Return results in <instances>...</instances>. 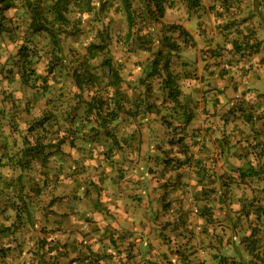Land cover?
<instances>
[{"label":"rangeland","instance_id":"374dc122","mask_svg":"<svg viewBox=\"0 0 264 264\" xmlns=\"http://www.w3.org/2000/svg\"><path fill=\"white\" fill-rule=\"evenodd\" d=\"M83 2L69 5L75 32L63 37V59L50 69L47 37L27 29L24 0H13L6 12L9 33L0 38V224L6 231L0 234V246L6 247L0 264H36L34 250L41 238L60 246L58 264L77 257L72 264H85L87 246L97 256L88 255L90 264H232L239 258L236 249L246 257L240 240L254 216L244 217L245 209L264 210V173L239 177L249 164L264 168V127L244 118L249 110L254 116L264 114V0H198L193 6L189 0H166L157 21L145 13L147 0H130L134 26L129 35L120 0H103L101 8L97 0H91V7ZM173 24L184 32L172 29ZM101 40L107 46L88 58V45ZM169 40L178 47L170 50ZM22 44L31 49L28 61L19 53ZM156 56L159 66L168 62L179 104L167 96L165 71L149 70ZM107 57L121 76L124 109L111 123L118 147L91 130L84 136L83 122L90 126L93 119L83 111L88 93L78 94L70 74L85 59L98 76L101 94L112 104L116 97L106 85L109 73L101 63ZM32 71L45 76L44 84ZM21 72L28 73L27 82ZM184 108L193 111L189 121ZM46 111L55 116V128L48 123V131L39 129L37 134L63 136L76 126L74 145L67 139L47 160L12 167L10 155L23 146L28 123ZM72 112L70 123L67 114ZM177 149L190 155L187 182L171 192V198H181L185 215L157 209L141 233L128 237L112 231L107 213L108 220L86 215L99 204L95 197L104 193L101 181L128 185L140 177L145 180V175H153L151 170L158 171L157 161L173 158ZM128 188L132 195L139 192V186ZM199 199L207 206L203 214L196 208ZM14 203L23 208L20 217L15 216ZM76 210L83 212L80 228L63 217ZM233 223L237 231L231 229Z\"/></svg>","mask_w":264,"mask_h":264},{"label":"trees","instance_id":"16d2710c","mask_svg":"<svg viewBox=\"0 0 264 264\" xmlns=\"http://www.w3.org/2000/svg\"><path fill=\"white\" fill-rule=\"evenodd\" d=\"M81 0H24V7L27 10V16H28V24L27 29L30 31V33H43L47 37L48 43L50 45L51 51H50V59H49V69L51 68V65L55 64L58 59H63V37L66 35L73 34L75 32V26L68 16L69 12V5L72 3H80ZM91 0H85L81 5H88L92 6L90 4ZM122 3V8L125 11L126 15V22H127V35L132 34V27L134 26V16L133 11L131 8V2L130 0H120ZM148 5L145 8V13L147 17L152 21H157L160 17L163 16L164 10H165V3L166 0H147ZM97 3L100 5L99 8H101L103 5V0H97ZM189 5L193 6L198 4V0H189ZM13 6V0H0V38L2 37L3 32L9 33L8 29V21L9 18L6 15V12L12 8ZM78 6V5H77ZM172 29H178L179 32H184V28L179 24H173ZM23 45V44H22ZM235 47L236 44L234 43ZM107 46V43L105 41H99L98 43H90L87 47V51H89V54L91 56H88V58L93 57L96 52H102L104 48ZM167 46L170 50L176 49L178 46L177 44L173 43L172 41L167 42ZM20 54L23 55L26 61L29 52L31 49L28 46H20ZM159 57L156 56L152 58V60L149 62V70L151 74H160L161 69L165 71L163 81L165 82L166 86H169L167 96L174 102L179 104V100L177 98V94L179 93V90L177 86L175 85V78L170 74L169 72V66L168 62L163 61L162 64L159 66L158 61ZM27 63V62H25ZM103 66H106L109 73V78L107 80V86H110L113 89V95L116 97L112 101V104H110L106 98L101 94L102 88L101 85L98 84L96 81L98 80L97 74L94 72H91L90 66L88 65V62L86 60H82L78 67L73 66L71 68V78L73 80V83L76 88L79 89V95H81L84 91L88 93V97L84 99V112L86 114H92L93 119L92 122H90V126L87 122H83L82 128L84 132L85 137H89L88 131L91 130L95 132V134H102L106 136L109 141L110 145L114 147L119 146V141L116 138V135L114 134L115 126L111 123L117 119L119 111L124 109V103L122 102V94L120 90V81L121 76L119 74V68L113 65L111 60L105 58L102 62ZM83 64H86L87 66H83ZM28 68H24L26 70ZM33 74H35L34 71H32ZM221 73H225L224 71H221ZM26 72L25 74L23 72L20 73L21 77L27 82L29 80V75ZM41 77L42 84L46 81L45 76H40L39 74H35L34 78L39 79ZM243 101L245 100V97H242ZM246 101V100H245ZM83 103V101H82ZM72 107L70 104L68 106ZM77 106L75 107V109ZM233 108V107H232ZM183 113L187 114L186 121H189L191 119V116L193 114V111L190 109L184 108ZM187 109V110H186ZM241 110V109H240ZM239 110V111H240ZM52 111L53 110H49ZM232 109L230 108L229 112L231 113ZM50 112V113H52ZM55 114V113H54ZM232 115L234 114V111L232 112ZM75 112L68 113L67 114V120L71 123L74 119ZM254 114L251 113V110L247 112L244 115L245 121L250 120L253 122L255 117H253ZM55 116L50 117L49 114H47V111L43 113L38 118L34 119L32 122L28 123L27 126V132L30 133L31 138H29V135L26 134L23 136L22 141V147L14 152L13 154H10V163L12 167H16L19 169L28 168L32 165V163L36 161H43L47 160L49 156L54 154V152L57 151L59 146L63 144L65 141H69V143L74 145V141L77 138V127H73V129L69 130L67 133H63V136H59V134H44L42 137H40V134H37V131L40 129H49L48 123L50 124V127L55 128V122L54 121ZM51 119V120H50ZM90 119V118H88ZM90 121V120H89ZM71 127V126H69ZM87 127V128H86ZM69 129V128H68ZM183 138H178V140H182ZM178 140L176 142H178ZM184 148V147H183ZM105 154V153H104ZM173 158H164V163H161L159 161L156 162L158 167V171L155 173L153 170L152 176L145 175V180H142V182L145 184L146 189L151 188L152 193L155 191H158V194L155 196L157 207L153 209V212L151 215H155L157 209H159L162 213H169V210H177L180 211L179 213L182 215H185V212H182V210H186L182 203L181 198H171L172 197V191L174 187L176 186L177 190L180 187H184V184L187 182L185 179L186 170L190 167V161H187L189 159V153L186 151V149H177L174 150V152L171 154ZM184 157L185 159L182 160L181 158ZM175 159V160H174ZM1 160V157H0ZM258 161L259 158H258ZM142 167L139 165V168ZM155 173V175H154ZM261 173H264L263 166H258L257 168L253 164H249L245 169H241L239 173L240 178H244L247 175L259 177ZM154 177V179H152ZM19 179V180H18ZM17 181L21 183V178L18 177ZM140 180V179H139ZM137 180V181H139ZM158 180L163 181V184L160 186V190L157 189L156 183ZM119 181V180H117ZM154 185L152 184V182ZM114 182V181H111ZM108 181H101L102 186L104 187V193L97 195L95 198L96 200H99V204H96V208H93L91 211H87L86 215L93 213L94 219H105L108 220L111 217H113L114 210L106 207V205L101 201L102 197L107 196L108 191L106 192V183H111ZM147 182V183H146ZM7 188H10L7 186ZM31 189H34L32 187ZM264 190V188H262ZM19 190H22L21 188ZM143 190V189H142ZM139 191L136 196L129 194V197L136 199L139 201L142 198V191L140 188L137 190ZM174 195V194H173ZM175 196V195H174ZM258 201V199L256 200ZM200 202V199L196 201V208L199 214H203L202 211H206V207L202 205ZM260 202V200H259ZM253 205V202H251ZM27 209L26 203H24ZM3 209V208H2ZM1 209V210H2ZM13 209L15 211V216L20 217L22 209L21 206L17 203L13 204ZM96 209V210H95ZM108 214V216L106 215ZM264 213V210H261V206L256 207V210H247L245 209L244 217L248 218L251 215L254 216L253 220H248V227L246 230L243 231L242 239L240 240V243L244 245V251L246 253V257H242L239 253V250L236 249V253L239 255V258L237 262L235 260H232V264H264V245L261 248L260 243L264 241V223L261 222V217ZM83 212L76 210L75 212L71 213L69 215L66 213L63 215V217H68L69 220L72 222V227L80 228L84 226L83 221ZM240 214H243V209L241 206V212ZM137 216V214H136ZM167 216V215H165ZM150 221H152L153 218L149 216ZM81 220L82 225H75V220ZM164 219V217L162 218ZM138 220V216H137ZM140 220V219H139ZM168 222V218H166ZM162 221V220H161ZM160 221V222H161ZM159 222V223H160ZM163 223V222H162ZM165 224V221L163 225ZM135 231H138L141 233V230L143 229V226L141 225L139 227V224H135ZM238 224L233 223L231 224V229H234L237 231ZM248 232L246 233V231ZM5 226L0 224V234L6 233ZM115 234L117 232L122 231L127 236L130 233H134L135 231L129 230V228H120L112 230ZM127 232V233H126ZM75 239L78 237V233L76 232L74 234ZM9 245V244H7ZM6 246H0V255H2V252L5 251ZM63 247V246H62ZM64 248V247H63ZM60 246H58L57 242H53L52 240L48 241L45 238H41L37 242V248L34 250V256L36 257V264H58V262L55 260L56 255H62L59 251ZM88 253L83 256V261H85V264H90V257L88 255L96 256V252L90 247H86ZM226 257V256H221ZM77 258H73L72 260L68 261L67 263L63 264H72V262L75 261ZM252 259H256V262L252 261ZM221 260L219 261V263ZM231 262V260H230ZM225 264H229V262H225Z\"/></svg>","mask_w":264,"mask_h":264},{"label":"crops","instance_id":"0c3cea01","mask_svg":"<svg viewBox=\"0 0 264 264\" xmlns=\"http://www.w3.org/2000/svg\"><path fill=\"white\" fill-rule=\"evenodd\" d=\"M253 117H255L256 120V125H254L257 126V128H263L264 114ZM139 179V181L128 185H126V182L122 181H114L110 184L106 183V192L108 191V193H105L107 196H103L101 201H103L106 207L114 210L112 214L113 217L109 220L112 225V230H119L120 228L126 229L127 227L129 230L135 231V224H139V227L142 225L144 229L150 221L149 216L153 212V209L157 207L155 196L158 194V191L152 193V189L150 187L146 189L145 184L142 182L144 178L140 177ZM136 180H138V178ZM152 184L154 185L153 182ZM156 185L158 186L157 189L160 190L161 185L159 186L158 182ZM129 186H139L142 191V198L139 201L129 197ZM78 224L82 225V221L79 219L75 220V225Z\"/></svg>","mask_w":264,"mask_h":264}]
</instances>
